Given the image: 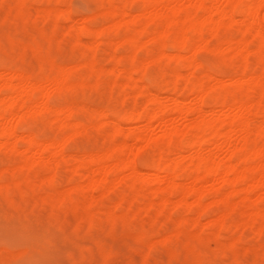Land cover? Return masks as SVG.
<instances>
[{
  "label": "rangeland",
  "instance_id": "374dc122",
  "mask_svg": "<svg viewBox=\"0 0 264 264\" xmlns=\"http://www.w3.org/2000/svg\"><path fill=\"white\" fill-rule=\"evenodd\" d=\"M124 1L25 0L26 5L21 9L18 7V0H0V98L9 93V88L4 85V82H9L5 73L13 69L12 71L15 72L27 74L29 72L31 83L32 80L39 81L32 94L34 102L40 101L42 93L48 94V101L52 102V105L60 109L73 107L72 110L75 111L72 115L74 118L71 116V119L65 118L62 121L63 114L61 118H57V115L49 110L40 109L38 105L35 107L36 102L19 127L16 149H11L9 144L0 145V184H8L9 189L8 191L0 188V264H264V215L257 213L255 207V203L264 204V184L249 182L251 183H248L250 198L245 200L242 196L245 194L243 188L247 184L237 181L234 186L236 191L230 199L231 203L224 204L219 197L230 187L226 186L227 184L219 177L216 179L218 175H214L215 177L200 180L198 183L205 190L202 201L208 205L207 209L205 207V210H202L203 212L198 210L203 206L190 204L193 200L191 195L187 197L188 205L184 202L176 205L178 192L169 196L172 199L168 201L170 209L167 207L166 210H162L157 204L160 209L158 211L156 203L151 205L153 209L149 205L148 210L145 207L147 201H159L160 189L180 187L169 184L165 180L164 172L159 173V178L146 173L150 169L148 166L153 164L160 152L163 154L169 152L170 158L184 162L185 165L188 163L186 161H189L190 151L186 146H182L180 156L163 146L165 137L162 136L165 129L180 132L181 135H178L182 137L177 139L179 138L177 135L174 143L186 141L189 135L183 129H186L188 126L186 124L192 123L196 117L207 116L209 113L218 119L230 117L235 112L230 106L237 102L236 99L249 102L251 100L252 103L255 101V104H253L251 115L253 119L250 121L245 146L253 148L254 145L263 142L264 106L258 104V107L257 99L264 94V37H262L264 21L261 27L243 28L245 24L242 22V14L236 15L235 20L222 18L217 10L213 11L212 16L208 13L204 15L201 13L205 12L204 9L196 7V0H164L165 2L156 5L150 4L148 9L151 13H157L156 11L160 9L159 13L147 19L140 17L134 21L132 20L134 13L139 12L148 3L145 0ZM208 1L206 2L210 4ZM227 1L219 0L217 5L222 8ZM122 3L128 5L131 14L127 13L122 18L103 14L108 8ZM227 4L229 6V2ZM49 6L54 10L49 9ZM46 8L50 12L45 11ZM58 8H60L59 15L58 12L53 13ZM68 9L71 12H68ZM195 12L196 16H200L201 27L203 25L205 27L199 32L196 30L198 28L193 29L188 26V40L191 44L186 48H176L173 40L168 39L169 36L166 39H152V35L157 34L158 31L170 34L172 38V34L189 25L186 20L182 21L180 18L192 17ZM263 13L264 7L260 9V18ZM263 18L264 16L261 19ZM118 19L120 22L114 24L113 22ZM90 20L94 22L90 25L97 29L105 27V30H101L103 33H95L92 34L93 36L80 35L78 33L80 27L89 24ZM143 26L145 27L141 33L143 44L137 47L136 51L135 46L131 45L134 43L126 40L125 37L138 33ZM118 34L121 36L119 39H117ZM201 39L202 41L199 42ZM239 40L246 42L243 43L246 48L245 50L241 48L243 49L240 50L241 53L232 46L234 41ZM243 44L240 43V47L244 46ZM158 46H163L164 50L171 54L170 56L173 53V56H177L175 53L179 51L181 54L179 56L182 58L177 59L175 56L177 60L173 61L174 58L166 52L170 58L166 55L155 59L154 54ZM132 49L136 52L135 64L143 66L144 80L128 77V72L131 70L127 69L134 67L133 61L130 62ZM242 55H246L245 58ZM191 56L199 62L196 68L188 64ZM120 58H124L127 69L118 70L117 62ZM60 66L67 67L68 82L64 86L53 81L60 74L58 72ZM178 71H181L179 72L181 76L175 77V72ZM208 71L217 78H208L206 75ZM252 74L256 75V80L246 81ZM39 75L43 76L44 80ZM236 77L243 80L241 79L239 85L234 82V86L232 80ZM190 78L195 80L203 78L207 86L214 85L212 87L215 91L213 89L206 94L208 104L202 105V111L195 109L198 107L196 104H199L197 101L202 92L190 91ZM41 79L43 82H40ZM12 80L17 82L16 78ZM146 86L158 90L162 101L169 107H166L168 110H165L161 122L158 118H154L151 124H148L145 117L134 120L128 118L130 113L144 112L147 107L153 110L155 103L151 101V94L147 92ZM197 95H199L198 99ZM174 96L182 100L183 107H189L187 116L175 112ZM211 107L215 110L212 111ZM101 109L107 114H104L106 117L102 115ZM15 115L17 114L10 117V121L18 120V116ZM209 116L210 114L207 117ZM78 120L83 121L82 125L79 124L81 126L75 123ZM137 129H142L141 138H135L132 133ZM227 129L226 131H229ZM239 129L235 127L234 132H238L234 134L230 131L229 144L224 140V136L223 138L218 136L217 139L209 141L211 144L204 142L201 152L203 155H214L216 160L225 161L230 150H235L237 152L232 157L233 162L241 166L252 165V171H255L256 166L264 164V156L255 157L249 153L248 157L242 160L243 162L238 160L240 158H237V153L241 145L239 135H243H241L243 131ZM28 131L34 132L40 140L64 139L63 144L66 145L63 146V154L49 157L48 152L42 154L38 151H28L29 153H26L32 156V160L26 166H22V151L26 146L24 135ZM221 139L225 144L220 142ZM115 141L124 144L125 152L122 151L124 156H127V153L135 156L140 169L135 182H129L130 169L126 168L122 170V174L118 173L121 174L120 177H124V180L119 182L113 180L116 175L114 176V172H109L107 180L96 179V186L90 188L88 183L91 172L96 170V178L100 174L97 171L96 158L92 159L91 167H84L82 160L79 159L80 155L84 152H101L102 149L111 147ZM110 164H112L111 160L107 166ZM187 165L180 166L179 174L182 172L181 174L185 176L179 175L176 179L177 183L191 184L190 168L192 167ZM11 166L15 168V173ZM21 167L24 168L20 169ZM187 167L189 171L186 170ZM53 170L56 178L52 181L49 176ZM16 174L20 175V178ZM16 177L17 180L22 178L23 183L18 180L19 183L15 184L16 180L13 179ZM73 184L75 187L79 185L72 191L74 199L69 200L70 202L68 199L59 200L61 195L66 194L67 190L74 186ZM151 186L159 188L155 191L156 194L154 190L151 192L154 188ZM134 192H137V200L130 198L134 196ZM121 197H124V202ZM113 202H116V206ZM117 203H120L119 206ZM113 206L115 213H109L108 208ZM230 206L233 211L228 212L226 218L223 217L224 223L222 221L217 223L215 219L216 223L212 221L223 209H230ZM197 211H200V215ZM180 220L184 227H187L184 228L183 235L182 233L177 235L178 233L175 232ZM198 235L200 237L196 238ZM191 249L202 252L200 255L205 263L197 260ZM13 252L16 254L14 255Z\"/></svg>",
  "mask_w": 264,
  "mask_h": 264
},
{
  "label": "bare ground",
  "instance_id": "6f19581e",
  "mask_svg": "<svg viewBox=\"0 0 264 264\" xmlns=\"http://www.w3.org/2000/svg\"><path fill=\"white\" fill-rule=\"evenodd\" d=\"M147 3H148V5H145L144 7H142L141 9H140V11L139 12H135L134 13V15H133V17H132V20H136V19H138V18H140V17H145L146 19L147 18H150V17H153V16H155L156 14H158L159 13V11H160V9H158L156 12L157 13H151V10H149L148 8L151 6L150 4H152V5H156V4H158V3H160V2H165L164 0H145ZM168 1H171V0H168ZM206 1H208V0H196V3H195V5H196V7H201V8H203L204 9V11L205 12H201V13H204V15H206L207 13L208 14H210L211 16H212V14H213V11L215 12V10H217V11H219V13H220V16L222 17V18H225V17H227V18H229V19H234L235 20V18H236V15H240V14H242L243 15V18H242V22L245 24V25H243V28L245 27V28H255V27H261V25L263 24L262 22L264 21V18H263V20L261 19L263 16H264V13H263V16L260 18V15H259V12H260V9L262 8V7H264V0H228L227 2H229V6H228V4H227V2H226V5L224 4V6L222 7V8H219V6L217 5V3H218V1L219 0H209L208 2L210 3V4H208ZM124 2H126V0L124 1ZM225 2V1H224ZM18 3H19V5H18V7L19 8H23V7H25V0H18ZM162 4V3H161ZM150 5V6H149ZM128 5H126L125 3H122V4H118V6L116 5V6H114V7H111V8H108V10L105 12V13H103V14H105L106 16H109V15H111V16H118V18L119 17H121L122 18V16H124L125 14H131V12H130V9L127 7ZM57 7V6H56ZM52 7H50L49 6V9H51ZM55 8V7H54ZM44 9V8H43ZM48 8H46V10L45 11H49L50 12V10H49ZM60 8H58L57 9V11L56 12H53V13H56L57 14V12H58V14L57 15H59V10ZM52 10H54L53 8H52ZM56 10V9H55ZM131 10H133V8H131ZM200 10V9H199ZM68 12H71V10L70 9H68ZM62 12H60V14H61ZM133 13V12H132ZM26 14V13H25ZM196 14V12L194 13V16H192V17H185V18H180V20H182V21H184V20H186L188 23H189V25H186V26H183L182 28H181V30L179 31V32H176L174 35L172 34V38H171V36H170V34L168 35V34H165L164 32H161V31H156L157 32V34L155 33V35H152L153 37H152V39L153 40H156V39H160V38H164V39H166L168 36H169V38L168 39H172L173 40V44L176 46V48H178V49H183V48H186L187 46H188V44H191V42L188 40V26H189V28H193V29H196V28H198V29H196V30H199V32L205 27L204 25H203V27H201V22H200V20H199V17L200 16H196L195 15ZM56 15V16H57ZM203 15V14H202ZM87 18H89V17H87ZM114 18V17H113ZM85 19V18H84ZM237 19V18H236ZM92 20V19H91ZM91 20H90V22H89V24H85V25H82L81 27H80V29H79V31H78V33L81 35H88L89 34V36L91 35V36H93L92 34H94L95 35V33H99L100 34V32H102L103 30H105L103 27L101 28H96V27H93V26H91L90 25V23L92 24H94V22H91ZM93 21V20H92ZM133 21V22H134ZM120 21H119V19L118 20H116L115 22H113L114 24H118ZM112 23V24H113ZM262 23V24H261ZM92 24V25H93ZM98 25V24H97ZM197 25H200V27L199 26H197ZM264 25V24H263ZM113 26V25H112ZM116 26V25H115ZM114 27V26H113ZM147 29V28H146ZM102 30V31H101ZM145 30V27L143 26L142 27V29L137 33L136 32V34L135 33H132L131 35H128V36H126L125 38H126V40L128 39V40H130V41H132L134 44H132L131 43V45H134L135 46V48H136V51H137V47H140L142 44H143V41L141 40V33L143 32ZM247 30V29H246ZM263 30V31H262ZM261 31L262 32H264V26H263V29H262ZM149 31V30H148ZM189 31H190V29H189ZM195 31V30H194ZM248 31V30H247ZM261 31H259V32H261ZM151 32V31H150ZM149 32V33H150ZM152 32H153V30H152ZM262 32H261V34H262ZM103 33V32H102ZM101 33V34H102ZM131 33V32H130ZM126 34V33H125ZM151 34V33H150ZM152 34H154V33H152ZM189 34H190V32H189ZM120 34H118V38L117 39H119V37H121V36H119ZM192 35V34H191ZM97 36V35H96ZM99 36V35H98ZM124 36V35H123ZM262 36V35H261ZM262 37H264V33H263V36ZM238 38V37H237ZM189 39H191V38H189ZM192 39H194V38H192ZM198 39H200V38H198ZM197 39V40H198ZM115 40V39H114ZM113 40V41H114ZM224 40V39H223ZM112 41V42H113ZM195 41V40H194ZM193 41V42H194ZM202 41V39L201 40H199V42H201ZM245 41V40H244ZM121 42V41H120ZM148 42V41H147ZM146 42V43H147ZM189 42V43H188ZM221 42V41H220ZM227 42V41H226ZM111 43V42H110ZM154 43V42H153ZM196 43H198L197 41H196ZM222 43V42H221ZM229 43V42H228ZM240 43L241 44H246V42H242V41H234V43H232V46H234L235 48H237L239 51L241 50H243L244 48H246L245 47V45L244 46H242V47H240ZM114 44V43H113ZM115 44H116V42H115ZM155 44V43H154ZM217 43H215V45H216ZM220 45V44H219ZM219 45H217V46H219ZM231 45V44H230ZM229 45V46H230ZM192 46V45H191ZM191 46H189V47H191ZM159 48L157 49V51L155 52V54H154V58L156 59H158L159 57L161 58V57H164V56H166L167 54H166V52L169 54V52L168 51H166V50H164V48H163V46H158ZM135 48H133V49H135ZM144 48V47H143ZM155 48V47H154ZM229 48V47H228ZM241 48H243V49H241ZM248 48V47H247ZM133 49H132V52H133ZM142 49V48H141ZM258 49V48H257ZM146 50H147V48H146ZM245 50V49H244ZM255 50V49H254ZM260 50V49H259ZM148 51V50H147ZM241 51H240V53H241ZM249 51V50H248ZM248 51H247V53H248ZM140 52V51H139ZM145 52V51H144ZM251 52V51H250ZM259 52V51H258ZM138 53V52H137ZM180 52L178 51V53H175V54H177V59H180V58H182V56H179V55H181V54H179ZM252 53V52H251ZM132 54V55H131ZM140 54V53H139ZM174 54V53H173ZM173 54H172V56H170L171 54H169V56L170 57H173L174 59H173V61H176L177 59H175V56H173ZM244 54H246V53H244ZM258 54V53H257ZM256 54V55H257ZM138 55V54H137ZM152 55V54H151ZM130 58H132L131 60H130V58H128L129 60H130V62L131 61H133L132 62V64L134 65V67H133V69H127L126 68V64L124 63V61H123V59L124 58H120L119 60H118V62H117V67H118V70L120 71V70H125V69H127L128 71L129 70H131L130 72H128L129 73V78H132V79H136V80H144V78H145V73H144V71H143V69H142V65L140 64H135V62L137 61V59L135 60V58H136V52H135V50H134V52L133 53H130ZM244 58H245V56L244 55H242ZM167 57H168V55H167ZM166 57V58H167ZM170 57H168V58H170ZM148 58V57H147ZM2 62V61H1ZM180 62V61H179ZM259 62V61H258ZM5 63V62H4ZM3 63V64H4ZM245 63V62H244ZM188 64L190 65V67L191 66H194V68H196L197 67V65L199 64V62H198V60H196L193 56H191V58L188 60ZM57 65V64H56ZM196 66V67H195ZM61 67V66H60ZM132 67V66H131ZM211 67V66H210ZM67 67H61L60 68V71H58L60 74L59 75H57V77L55 78V79H53V81L54 82H56V84H60V85H62V86H64L68 81H67V76H68V72H67V69H66ZM69 68V67H68ZM8 70V69H7ZM13 70V69H12ZM12 70H10V71H7V73H5V74H7L6 76V79H8L9 80V82H4V85L5 86H7L9 89V93H8V95L6 94V96H4L3 98H0V145H1V143H3L2 145H4L5 146V144H9L10 145V147H11V149H13L14 150V148L16 149V143H18L17 142V132H18V130H19V127H20V125H21V123H22V121L24 122V119H25V116H27L29 113H30V110H32V108L35 106V105H33L34 103H36L37 102V100H36V102H34L35 100H33V98H32V94H33V92H34V88H36L35 86L36 85H39V84H37V82L39 83V81L37 80L36 82L34 81V80H32L33 81V83H31L30 81H29V76H28V74H29V72H28V74L27 73H25V72H15V71H12ZM69 70V69H68ZM176 70V69H175ZM178 70V69H177ZM218 71V70H217ZM179 72H181V71H178V72H175L176 73V76L175 77H180L181 76V74L179 73ZM193 72V71H192ZM191 72V73H192ZM209 72V71H208ZM174 73V74H175ZM223 73V72H222ZM134 74H137V76L135 75L134 76ZM173 74V75H174ZM189 74V73H188ZM219 74H221V73H219ZM147 75V74H146ZM190 75V74H189ZM188 75V76H189ZM193 75H194V73H193ZM207 76H208V78H212V77H214V78H217V77H215L214 75H212V74H210V72L209 73H207L206 74ZM253 75H255V74H252L251 76H250V78H247L246 79V81H248V79H252L251 81H255L256 80V75L255 76H253ZM262 75V74H261ZM205 76V75H204ZM39 77H41V75H39ZM38 77V79H40ZM157 77V76H156ZM174 77V76H173ZM194 77V76H193ZM13 78H16L17 79V82H13ZM43 80H44V78H43V76L41 77ZM54 78V77H53ZM192 78V77H191ZM190 78V80H189V82H190V91L191 92H202L201 94H200V96L199 95H197V99L199 98V101H197V102H199V104H196L198 107H195V109H197L198 111L199 110H201L202 111V109H201V107H202V105H204V104H208L207 103V100H206V94H208L210 91H212L214 88L212 87V86H214V85H212L211 87H209V86H207L205 83H204V81H203V78H200L199 80H195L194 78V80L193 79H191ZM33 79V78H32ZM42 79L40 80V82L42 81ZM128 79V78H127ZM241 79L242 78H235L234 80H232L233 81V84H234V82H236V83H238V85H239V82H241ZM257 79H258V77H257ZM154 80V79H153ZM175 80V79H174ZM243 80V79H242ZM43 82V81H42ZM184 83V82H183ZM220 83V82H219ZM145 84V83H144ZM143 84V85H144ZM153 84V83H152ZM222 84V83H221ZM241 84V83H240ZM1 85V84H0ZM3 85V86H4ZM41 85H42V83H41ZM216 85V84H215ZM218 85V84H217ZM237 85V84H236ZM59 86V85H58ZM62 86H59L60 88L62 87ZM157 86H158V84H157ZM169 86V85H168ZM234 86H235V84H234ZM59 87H56V88H59ZM143 87V86H142ZM158 87H161V86H158ZM188 87V86H187ZM219 87V86H218ZM222 86H220V88H221ZM37 88H38V86H37ZM146 88V90H148L147 92H149L150 94H151V101L153 102V103H155L154 104V108H153V110H150L151 108L150 107H147L145 110H144V112H138V113H135V114H132V113H130L129 115L130 116H128V118H130V120H134V118H142V119H147V121H148V124H151V121L154 119V118H158V119H160V122L163 120L162 118H163V116H165V110L167 111L168 109H166V103H164L163 101H162V97L160 96V93H159V91L158 90H153V89H151L149 86H146L145 87ZM174 88V87H173ZM189 88V87H188ZM0 89H1V87H0ZM157 89V88H156ZM136 90V89H135ZM168 90H172V89H168ZM2 91V90H1ZM214 91H215V89H214ZM8 92V91H7ZM6 92V93H7ZM4 93V92H3ZM198 93V94H199ZM226 93V92H225ZM183 94V93H182ZM194 94V93H193ZM195 94H197V93H195ZM203 94L205 95V96H203ZM219 94H220V92H219ZM221 95V94H220ZM47 96H49L48 94L47 95H43V93H42V97L40 98V101H38L37 103H36V106L35 107H38L39 106V108L40 109H44V110H49L52 114H55V115H57V118H61L60 116H61V114H63L64 115V117H62V121L65 119V118H67V119H71V116L72 115H74V113L73 112H75V111H73L74 109H73V107H69V108H67V109H60L58 106H54V105H52L51 103H49V101H48V98H47ZM199 96V97H198ZM264 94H261L260 96H259V98L257 99L258 101V103H257V106H258V104H259V106H261V107H263L264 106ZM195 98V97H194ZM32 99V100H31ZM221 99V98H220ZM222 100V99H221ZM150 101V102H151ZM195 101V100H194ZM219 101V100H218ZM218 101L216 102V103H218ZM231 101V100H230ZM236 103H232L233 104V106L231 105H229L230 107H232V108H234L235 109V112H234V114H231L232 116H230V117H225V118H222V119H218V117H215V116H211V113H209L210 114V116L209 117H207L205 114V116H202V115H200L198 118L196 117V115L194 116V117H196V119L191 123V122H189L190 124H186V125H188L187 127H186V129H183V130H185V132L189 135L188 136V139L185 141H183V142H181V141H178V143H174V140H176L175 138H176V136L180 133V132H177V131H175V130H171V129H165L164 130V132H163V136L162 137H165V138H163V140L165 141V145L163 144V146H166L167 147V149L169 150V151H175L179 156L181 155V150H182V146L184 145V146H186L187 148H188V150L190 151V153H189V161L187 160L186 162H188L187 164H189V166H191L192 168H190L191 170H192V174L190 175V177H191V179H192V181H191V184H189V185H184V184H182V183H177L176 182V179L179 177V175H181V176H183L181 173L179 174V172L181 171L180 170V166H182V167H186V166H188L187 164L185 165L184 164V162H181V161H179V160H177V159H175V158H170V155H168L169 154V152H168V154H163L162 152H160V154H159V156H158V158L156 159V160H154V162H153V164L152 165H150V166H148V168H150V169H148L149 171H147L146 173H148V174H150V175H153V176H155L156 178H159V176H160V172H164L165 173V180H167L168 182H169V184H174V185H179L180 187L179 188H177V186H175L176 188H167V189H163V190H161L160 189V191H159V193H158V195H160V198H159V201L158 202H154V200L153 201H147V202H145V203H147V206L145 205V207L147 208V210H148V208L149 207H151V205L153 204V203H156V206H157V204L160 206V209H162V210H166L167 209V207H169V205H168V201H170V200H172V199H170V195L171 196H173V193L174 192H178V195H179V197H178V200H177V203H176V205H179L180 203H182V202H184L185 203V205L187 204L186 203V201H188L187 200V197L188 196H192V201L190 202V204L191 203H195V205H200V206H203L202 208H204V209H202V208H198V210H201V212H203L202 210H205V207H206V209H207V204L205 205V203H203V201L202 200H204V195H205V190L201 187V186H199L198 185V183H199V181L200 180H206V179H208V178H211V177H215L214 175H218L217 177H215L216 179H221V181L223 182V183H225V184H227L226 186H228V187H230L227 191H225V192H223V194L221 195V197H219V199L221 200V202H223L224 204H230L231 203V197H232V195L235 193V191H236V189L234 188V186H235V184H236V182L237 181H243V182H246V184H247V186H245L244 188H243V192H245V194L242 196V198L243 199H245V200H249V196H248V191L250 190L249 188V184H251L252 182H257V183H259V184H264V164H260L259 166H256V170L255 171H252V168H253V166L252 165H249V166H246L245 164H243V166H241V165H239L238 163H235V162H233V160H232V157H234V155H236L235 153L237 152V151H231L230 150V153H229V155H228V157L226 158V160L225 161H220V160H216V158H215V156L214 155H212V154H207V155H203L202 154V152H201V149H203L204 147L202 146V145H205V144H203L204 142L205 143H208L209 141L211 142V140L213 139H215L216 137H218V136H220V138L222 137V136H224L225 137V141L227 142V144H229L230 143V141H229V139H230V131H232L231 132V134H234L235 132H234V130H235V127H238V128H240L239 129V131H243L242 133H241V135L242 136H240L239 134H237V137H238V135H239V137H241L240 139H239V141H241V145L239 146L240 148V150L238 151V153H237V155L238 156H240V157H238L237 156V158H240V159H238V160H240V162L243 160L244 161V159H246V157H248V155H249V153H250V155L251 154H253L255 157H257V156H260L261 157V155H263L264 156V140H262L263 142H261V144H256V145H254V147L253 148H250V146L249 147H247L246 148V143H247V133H248V131L250 130V125H251V123H250V121H251V119H253L252 118V113H253V104H255V101L252 103L251 102V100H250V102L249 101H239L238 99H236ZM252 101H253V99H252ZM173 102H174V106H173V108H174V110H175V112H178L180 115H184V116H187L186 115V113L190 110L189 109V107H183V105H182V100L181 99H179L178 97H175L174 96V99H173ZM38 105V106H37ZM193 105V104H192ZM219 105V104H218ZM224 105H225V103H224ZM228 105V104H227ZM74 106V105H73ZM226 106V105H225ZM258 106V107H259ZM228 107V106H227ZM148 108H150V109H148ZM167 108H169V107H167ZM221 108V107H220ZM231 108V109H232ZM73 109V110H72ZM193 109V108H192ZM222 109V108H221ZM39 110V109H38ZM102 110V115H107L105 112H103V109H101ZM171 110H172V108H171ZM194 110V109H193ZM211 110L212 111H214L215 109L214 108H212L211 107ZM259 110V109H258ZM257 110V111H258ZM263 110V109H262ZM210 111V110H209ZM34 112V111H33ZM37 112V111H36ZM39 112V111H38ZM37 112V113H38ZM41 112V111H40ZM100 112V111H99ZM114 112V111H113ZM137 112V111H136ZM194 112V111H193ZM263 112V111H262ZM101 113V112H100ZM110 113V112H109ZM108 113V114H109ZM134 113V112H133ZM14 114H17V115H15V116H18V120L16 121V122H13V120L11 119V121H10V117H13V115ZM198 114V113H197ZM200 114V113H199ZM104 115V116H105ZM118 115V114H117ZM259 115V114H258ZM73 117V116H72ZM106 117V116H105ZM119 117V116H118ZM145 117V118H144ZM161 117V118H160ZM74 118V117H73ZM110 118V117H109ZM29 119V118H28ZM27 118H26V120H28ZM31 119V118H30ZM157 119V120H158ZM117 120V119H116ZM141 120V119H140ZM155 120V119H154ZM79 121V120H78ZM78 121L77 122H75V123H77L78 124V126H81L82 125V122L83 121H79L80 123H78ZM26 122V121H25ZM117 122V121H116ZM254 122V121H253ZM118 123V122H117ZM61 124L63 125V123L61 122ZM77 124H75L76 125V127H77ZM79 124H81V125H79ZM185 128V127H184ZM228 128V129H227ZM34 129V128H33ZM226 129L227 130H229V131H226ZM28 130V129H27ZM252 130V129H251ZM142 129H137V130H135V131H133L132 133H133V135H134V137L135 138H141L142 137ZM36 132V131H35ZM183 132V133H182ZM181 133L184 135L185 133H184V131H182ZM228 132V133H227ZM238 132V131H237ZM236 132V133H237ZM179 135H181V134H179ZM178 135V137L179 138H177V139H180L181 137ZM37 136L38 135H35L34 134V132H32L31 131V133H29V131H28V133L27 134H25L24 135V140H25V142H26V146H25V149H24V151H22L23 152V161H22V166H26L29 162H30V160H32L31 158H32V156L31 155H29V154H27V153H29V152H40V153H42L43 154V152H48V154H49V157H56L57 155H62L63 154V149H64V147L63 146H65L66 144H63L64 143V139L62 140V139H50V140H48V138H46V139H38L37 138ZM232 137V136H231ZM21 138H22V136H21ZM56 138V137H55ZM219 138V139H220ZM223 138V137H222ZM264 138V137H263ZM20 139V138H19ZM67 139V138H66ZM217 139V138H216ZM222 140V139H221ZM66 141V140H65ZM68 141V140H67ZM218 141V140H217ZM259 141L260 140H258V143H259ZM21 142V141H20ZM209 142V144H211ZM216 142V141H215ZM220 142H222V144H225V142L222 140V141H220ZM224 142V143H223ZM67 143V142H66ZM22 144V143H21ZM186 144V145H185ZM111 145V144H110ZM110 145H108V146H110ZM104 146V145H103ZM248 146V145H247ZM164 148V147H163ZM234 149H236L237 150V148H234ZM249 149V150H248ZM160 150H162V149H160ZM165 150V149H164ZM163 150V151H164ZM167 150V151H168ZM184 150H186V148L184 149ZM29 151V152H28ZM98 151V150H97ZM101 151V150H100ZM122 151H124L125 152V149H124V144L122 143V142H118V141H115L114 143H113V145H111V147H109V148H104V149H102V151L101 152H97V153H92V152H84L83 154H81L80 155V157H79V159L80 160H82V165L84 166V167H91V165H92V159L93 158H96V167H97V171H99L100 172V174H99V176L96 178V170H95V172H94V170L91 172L92 173V175H91V178L89 179V183H88V186L90 187V188H93V187H95L96 186V179H100V180H107L108 179V173L109 172H114V176L116 175V177H113L112 179L113 180H117L118 182H119V180L120 181H122V180H124L122 177H120V175L123 173L122 172V170L123 169H126V168H128V169H130V173H129V175H128V180H129V182L131 181V182H135V180H136V178H137V176H138V174H139V172H140V169H139V167H138V164H137V162H136V160H135V156L134 155H129V153H127V156H124L122 153ZM27 152V153H26ZM155 152V151H154ZM165 152H166V150H165ZM125 154V153H124ZM170 154H171V152H170ZM48 157V158H49ZM188 158V157H187ZM236 158V157H235ZM259 158V157H258ZM51 159V158H50ZM154 159V158H153ZM248 159V158H247ZM251 159V158H250ZM112 161V164H110L109 166H107V163L109 162V161ZM249 160V159H248ZM242 161V162H243ZM185 162V163H186ZM180 163H182V164H180ZM249 163V162H248ZM241 164V163H240ZM245 165V166H244ZM254 165V164H253ZM147 166V165H146ZM12 167V166H11ZM22 168H24V167H21L20 169H22ZM11 169H13L12 171L15 173V168L14 167H12ZM182 170H184V168H182ZM186 170H188V167L186 168ZM19 171V170H18ZM54 171L55 170H53V173L49 176L50 177V180H54V178H56L55 177V173H54ZM189 171V170H188ZM25 173V171H22V173ZM122 172V173H121ZM191 172V171H190ZM189 172V173H190ZM116 173V174H115ZM118 173H121L120 175L118 174ZM188 173V174H189ZM110 174V173H109ZM113 174V173H112ZM13 175V174H12ZM17 175V177H19L20 175H18V174H16ZM15 175V176H16ZM119 175V176H118ZM24 176V175H23ZM185 176V175H184ZM17 177H16V179H13V180H16V181H14L15 182V184L16 183H19L20 181L22 182V178H21V180H19V182H18V180H17ZM43 177V176H42ZM120 177V178H119ZM189 177V178H190ZM219 177V178H218ZM20 178V177H19ZM27 179H29V177H26ZM25 178V179H26ZM150 178V177H149ZM149 178H147V179H149ZM126 179V178H125ZM186 179V178H185ZM149 181V180H148ZM218 181V180H217ZM220 181V182H221ZM13 182V181H12ZM13 182V183H14ZM190 182V181H189ZM188 182V183H189ZM249 182H251V183H249ZM23 183V182H22ZM54 183H55V181H54ZM117 183V182H116ZM249 183V184H248ZM34 184V183H33ZM245 184V185H246ZM8 184H0V188L2 189V190H6V189H8V186H7ZM74 185V184H73ZM5 186H7V188L5 187ZM15 186V185H14ZM77 186H79V185H76V187H75V185L74 186H71L68 190H67V193L66 194H63V195H61L60 197H59V200L61 199V201L62 200H65V199H68V201L70 200V201H72L73 199H74V195H73V192L72 191H74L76 188H77ZM81 186V185H80ZM221 186V185H220ZM252 186H253V184H252ZM251 186V187H252ZM151 187H154V188H150L149 187V190L151 189V192H153L152 190H154V193L156 194V192L155 191H158L157 189H159V188H157V187H155V186H151ZM34 188V187H33ZM129 188V187H128ZM146 188V187H145ZM217 188V187H216ZM222 188H224V187H222ZM148 189V188H147ZM8 191H9V189H8ZM125 191H127V190H125ZM124 191V192H125ZM2 192V191H1ZM132 192V191H131ZM215 192H217L216 190H215ZM221 192V191H220ZM2 193H4V192H2ZM125 193H127V192H125ZM135 193V192H134ZM218 193V192H217ZM128 194V193H127ZM136 194H137V192L135 193V194H133L134 196H135V198H133L134 196H132V197H130L131 199H133V200H137V196H136ZM213 194H215V193H213ZM4 195V194H3ZM121 195H123L122 193H121ZM125 195V194H124ZM216 195V194H215ZM53 198V197H52ZM124 198V197H123ZM122 197H121V199H123ZM129 198V199H130ZM55 199V198H54ZM177 199V198H176ZM242 199V200H243ZM51 200H53V199H51ZM117 200V202H118V199H116ZM146 200V199H145ZM69 201V202H70ZM119 201H121V200H119ZM123 202L125 201L124 199L122 200ZM140 201V200H139ZM143 201V200H142ZM175 202H176V200H174ZM173 201V203H175ZM126 202H127V200H126ZM138 202V201H137ZM141 202V201H140ZM261 202V201H260ZM61 204L63 203V202H60ZM65 203H66V201H65ZM64 203V204H65ZM68 203V202H67ZM113 203H115L114 204V206H116V202H113ZM129 203V202H128ZM132 203V202H131ZM145 203H143V204H145ZM207 203H209V202H207ZM262 203V202H261ZM263 203H264V201H263ZM120 204V203H119ZM119 204L117 203V205L119 206ZM124 204V203H123ZM133 204V203H132ZM140 204V203H139ZM143 204H141V205H143ZM260 203H255V207H256V212L257 213H259V214H262V215H264V207H263V205H259ZM67 205V204H66ZM109 205H111V204H109ZM128 205V204H127ZM138 205V204H137ZM148 205H149V207H148ZM188 205V204H187ZM114 206H113V208H108V209H110L109 210V213H113L114 212ZM117 206V207H118ZM140 206V205H139ZM159 206H157V210L159 211L160 209H159ZM171 206H172V204H171ZM112 207V206H111ZM121 207V206H120ZM124 208H128L127 206L125 207V206H123ZM130 207V206H129ZM119 208V207H118ZM122 208V207H121ZM120 208V209H121ZM132 208V207H131ZM142 207H140V209H141ZM154 207H151V209H153ZM174 208H176V206L174 207ZM107 209V210H108ZM129 209V208H128ZM136 209V208H135ZM145 209V208H144ZM169 209H170V207H169ZM122 211V210H121ZM126 211H128V210H126ZM156 211V210H155ZM172 211V210H171ZM231 211H233V209H232V207L230 206V209H223L222 210V212H220V215H218V216H216V218H213L212 219V221H214V223H216V221H217V223L218 222H220L221 223V221L223 222L224 221V219H223V217L224 218H226V215L228 214V212H231ZM198 213H199V215H200V211H197ZM115 213V212H114ZM122 214H124L123 212H122ZM198 215V214H197ZM198 215V216H199ZM203 215V214H202ZM170 216V215H169ZM124 217H126L125 215H124ZM197 217V216H196ZM199 218V217H198ZM197 219V218H196ZM216 221H215V220ZM219 223V225H221ZM224 223V222H223ZM184 228H187V227H184V225L181 223V220H180V223H179V226L175 229V232H177L178 234L177 235H179V234H181L182 233V235L184 234ZM185 231H186V229H185ZM142 232V231H141ZM145 233V232H144ZM186 233V232H185ZM146 235V234H145ZM197 237H200V235H198V236H196V238ZM202 237V236H201ZM141 238V237H140ZM188 239L186 238V240L185 241H187ZM183 245V244H182ZM189 245H191V244H189ZM230 245V244H229ZM231 246H233V243H231ZM186 247V246H185ZM188 247V246H187ZM8 248V247H7ZM213 248H214V246H213ZM10 249V248H9ZM8 249V250H9ZM18 249H20V248H18ZM22 249V248H21ZM193 249V248H192ZM191 249V250H192ZM196 249V248H195ZM10 250H12V249H10ZM13 250H15V249H13ZM189 250H190V248H189ZM198 250V249H197ZM187 251V250H186ZM193 251V255H194V257L197 259V260H202V257H201V255H200V253L202 254V252H198V251H196V250H192ZM200 251V250H199ZM176 252V251H175ZM14 253V252H13ZM25 253V252H24ZM16 254V252L14 253V255ZM177 254V253H176ZM13 255V256H14ZM202 261H204V260H202ZM9 262V261H8ZM7 262V263H8ZM204 263H205V261H204Z\"/></svg>",
  "mask_w": 264,
  "mask_h": 264
}]
</instances>
